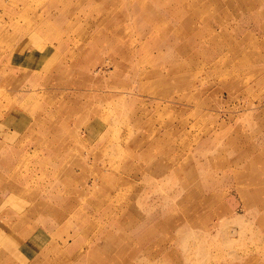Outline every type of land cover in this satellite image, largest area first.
I'll return each instance as SVG.
<instances>
[{
	"label": "rangeland",
	"instance_id": "obj_1",
	"mask_svg": "<svg viewBox=\"0 0 264 264\" xmlns=\"http://www.w3.org/2000/svg\"><path fill=\"white\" fill-rule=\"evenodd\" d=\"M263 12L0 0V264H264Z\"/></svg>",
	"mask_w": 264,
	"mask_h": 264
},
{
	"label": "crops",
	"instance_id": "obj_2",
	"mask_svg": "<svg viewBox=\"0 0 264 264\" xmlns=\"http://www.w3.org/2000/svg\"><path fill=\"white\" fill-rule=\"evenodd\" d=\"M262 15L264 16V12L262 13ZM262 80H263V78H262Z\"/></svg>",
	"mask_w": 264,
	"mask_h": 264
},
{
	"label": "bare ground",
	"instance_id": "obj_3",
	"mask_svg": "<svg viewBox=\"0 0 264 264\" xmlns=\"http://www.w3.org/2000/svg\"><path fill=\"white\" fill-rule=\"evenodd\" d=\"M188 213V212H187ZM177 260H179V259H177Z\"/></svg>",
	"mask_w": 264,
	"mask_h": 264
}]
</instances>
